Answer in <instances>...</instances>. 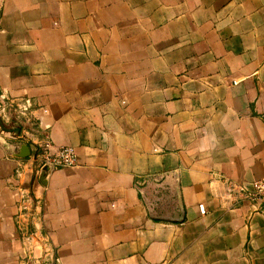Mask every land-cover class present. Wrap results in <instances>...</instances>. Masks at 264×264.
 Returning <instances> with one entry per match:
<instances>
[{
	"label": "crops",
	"instance_id": "obj_1",
	"mask_svg": "<svg viewBox=\"0 0 264 264\" xmlns=\"http://www.w3.org/2000/svg\"><path fill=\"white\" fill-rule=\"evenodd\" d=\"M0 95L77 153L34 189L60 264H264V210L216 198L264 179V0H0ZM11 143L0 264L21 255Z\"/></svg>",
	"mask_w": 264,
	"mask_h": 264
},
{
	"label": "built area",
	"instance_id": "obj_2",
	"mask_svg": "<svg viewBox=\"0 0 264 264\" xmlns=\"http://www.w3.org/2000/svg\"><path fill=\"white\" fill-rule=\"evenodd\" d=\"M33 113L30 99L14 100L0 95V136L8 137L15 150L23 145L30 149L27 158H18L20 164L14 175L17 191L14 220L21 243L19 264H60L57 246L44 230L42 200L34 189L44 173L48 176L53 170L77 166L78 156L73 147H59L50 139H40L33 129H37L41 120ZM12 128H20V133L6 130ZM26 168L32 171L30 179L25 176ZM163 181L162 177L152 176L142 182L144 186H154L155 202L163 196ZM216 198L229 209L249 203L264 210V179L254 181L249 187L229 179L221 180ZM199 211L205 215V205H199Z\"/></svg>",
	"mask_w": 264,
	"mask_h": 264
},
{
	"label": "water",
	"instance_id": "obj_3",
	"mask_svg": "<svg viewBox=\"0 0 264 264\" xmlns=\"http://www.w3.org/2000/svg\"><path fill=\"white\" fill-rule=\"evenodd\" d=\"M7 131H10L12 133H15V134H19L20 133V128H12V129H6ZM30 155V149L27 145H23L21 148H20V151L18 154L15 155L16 158H22V159H25L27 158L28 156ZM47 178V175L44 173L42 176H41V182H43L45 179Z\"/></svg>",
	"mask_w": 264,
	"mask_h": 264
}]
</instances>
